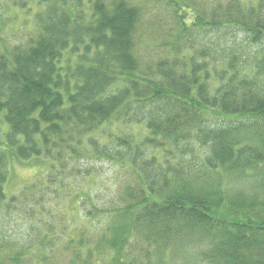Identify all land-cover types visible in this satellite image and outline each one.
Here are the masks:
<instances>
[{"label":"trees","instance_id":"trees-1","mask_svg":"<svg viewBox=\"0 0 264 264\" xmlns=\"http://www.w3.org/2000/svg\"><path fill=\"white\" fill-rule=\"evenodd\" d=\"M18 164L45 172L8 194ZM194 240L264 264V0H0V264Z\"/></svg>","mask_w":264,"mask_h":264},{"label":"rangeland","instance_id":"rangeland-1","mask_svg":"<svg viewBox=\"0 0 264 264\" xmlns=\"http://www.w3.org/2000/svg\"><path fill=\"white\" fill-rule=\"evenodd\" d=\"M142 131L141 127L135 128V135L138 136L140 132ZM45 172V169H32V168H25L23 165H13L11 168V178L6 186V190L8 194H17L25 185H28V183L32 182L37 176L43 174ZM110 175V172L105 174L104 178H107ZM233 190L242 193L244 195H247L250 191V184L246 181H238L235 183ZM103 192V191H102ZM107 193V191H105ZM107 195V194H106ZM221 215V214H219ZM70 219L74 218V214L68 215ZM14 215L11 214V216L6 220V223L13 222ZM68 224H70V228L78 227L79 223L72 221H67ZM81 226L83 225L84 228L88 227V223L80 222ZM6 227V232H11L13 235H19L24 234V232L27 230L25 225H22V223H19V220L12 225V228ZM83 228V229H84ZM70 236V234H69ZM7 240H9L7 238ZM206 242H209L208 240H205L200 245L198 244L197 240H194L193 242L189 243L187 242L186 245L180 247L178 250L173 251L169 260L167 261L169 264H202L200 261L197 260V257H195L196 254H198V250L201 249L200 246H206ZM211 245V243L209 242ZM137 248L139 246H136ZM210 246H208V249ZM143 252V251H142ZM170 252H168V255ZM103 260H105V257H102ZM68 258L64 257V255L59 254L57 257H55L53 260L51 259L49 263L47 264H67ZM28 264V261L25 263ZM98 264V263H97Z\"/></svg>","mask_w":264,"mask_h":264}]
</instances>
